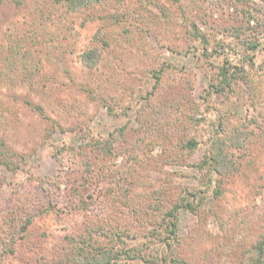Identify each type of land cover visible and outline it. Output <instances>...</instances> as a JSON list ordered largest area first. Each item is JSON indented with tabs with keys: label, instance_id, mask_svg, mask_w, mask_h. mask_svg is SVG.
I'll use <instances>...</instances> for the list:
<instances>
[{
	"label": "rangeland",
	"instance_id": "1",
	"mask_svg": "<svg viewBox=\"0 0 264 264\" xmlns=\"http://www.w3.org/2000/svg\"><path fill=\"white\" fill-rule=\"evenodd\" d=\"M224 62L242 71L219 92ZM0 139V264H70L121 228V264H246L264 221V0H2ZM215 139L221 175L198 166ZM182 196L195 211L175 236L148 237Z\"/></svg>",
	"mask_w": 264,
	"mask_h": 264
},
{
	"label": "trees",
	"instance_id": "2",
	"mask_svg": "<svg viewBox=\"0 0 264 264\" xmlns=\"http://www.w3.org/2000/svg\"><path fill=\"white\" fill-rule=\"evenodd\" d=\"M101 1H105V0H66V4L69 10L75 11L83 6L92 5L95 3H99ZM0 3H2V0H0ZM193 37L196 39H201V40L203 39L204 43L206 44V40L202 37L201 33L194 32ZM251 48H255V45H252ZM18 53L19 50L15 49L14 47L10 49L8 60H9V66L11 68L13 67V65L18 64L19 61L21 60L20 59L21 56H19ZM80 58H81V64L85 68L95 69L99 64L100 54L95 48H91L82 52ZM232 67L233 66L229 65L228 62H224L222 65L219 66L218 76L220 81H218L217 85H212L217 91L219 92L223 91L225 88H228L230 86L229 79L234 76L233 73L230 72V69ZM233 68L236 70V72L242 71V69H239L237 67H233ZM240 78L243 79L242 75ZM37 108L39 109V107ZM119 131H123V129ZM113 141H114L113 135L109 134L108 139L97 140L93 143L92 146L100 153L104 154L105 156H110L112 155L111 149H112ZM227 141L228 139L213 140L211 143L213 149L211 150V153H208L206 158L199 163L198 165L199 168L203 169L206 167L209 168L211 172L221 175V172L224 169H227V164H228L227 161L224 159L225 156L224 151L229 146L226 143ZM3 145H5L4 140L0 139V149H1L0 153L4 156V158H6L8 156V150L5 147H3ZM196 146H197V142L194 139H191L182 146L180 145L179 148L185 149L188 152H192L196 148ZM84 163H81V166L85 165L84 167H86L87 165ZM0 164H5L7 167H9L5 159L4 160L0 159ZM16 168L17 167L15 166L13 169ZM181 209L194 212L195 208L193 206L192 199H189L186 196H182L176 199V202L171 204V206L168 208L167 211L159 213L160 215H158L157 217V225L155 224L150 225L152 226V229H150L152 230V232L147 236L157 237L158 231H161V228H162V234H166V236H168L169 238L175 236L176 219H177L176 216H177V212ZM29 222H30L29 220H26L25 223L19 229V231L20 232L24 231L26 225H28ZM158 227L160 228L159 230ZM126 237H127L126 230L123 228L118 229L115 231V233L111 235V237L106 235L107 242L104 245H102L100 249H98V246L96 248L90 249L97 243L96 241L93 242L92 239H90L88 242L90 243V245L88 243H83L78 249L82 258L73 259L74 257H72L70 264H121L118 263L119 252L122 251L119 250L121 247L118 246L119 249H117L118 251H116L113 247L111 248V246L114 245L116 242H119L121 244L123 241H125ZM0 238L2 243L4 244L3 252L7 253L8 249L10 248L9 246L13 243L14 235L4 232V225H2L0 231ZM166 241L167 240L161 242L166 244ZM167 244L169 245L168 242ZM108 246H110V248H108ZM92 251H96V252L92 253ZM247 252L250 255L247 258L246 264H264V221L262 224V231L258 239L250 246L249 251ZM113 253H115L114 256ZM135 256H139V255L136 254ZM132 258L130 257L128 259L132 260ZM160 261L164 263L165 258L163 260L161 259Z\"/></svg>",
	"mask_w": 264,
	"mask_h": 264
}]
</instances>
